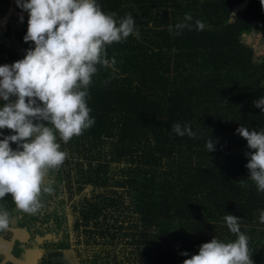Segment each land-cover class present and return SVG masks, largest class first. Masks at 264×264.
<instances>
[{
  "label": "trees",
  "instance_id": "1",
  "mask_svg": "<svg viewBox=\"0 0 264 264\" xmlns=\"http://www.w3.org/2000/svg\"><path fill=\"white\" fill-rule=\"evenodd\" d=\"M242 1L97 0L117 19L131 13L139 38L106 46L116 63L98 66L86 98L95 123L67 144L58 138L67 156L49 172L54 192L42 193L44 207L28 214L16 209L11 195L0 199V209L10 213L0 238L10 242L14 259L50 234L56 240L42 243L38 264H76L67 256L74 231L81 233L79 244L101 248L93 264H183L214 237L237 238L224 221L232 214L248 237L253 264H264V192L248 179L251 149L236 133L240 125L264 131V113L254 106L264 96V62L254 61L242 39L264 29V4L250 0L232 16ZM18 12L28 19L16 0H0V61L9 65L33 47L23 40L27 23ZM186 13L192 29L170 33L169 25L183 22ZM197 19L203 31L195 29ZM177 122L190 125L195 138L173 133ZM86 187L90 194L74 206L79 215L71 223L68 199ZM14 228L26 230L27 242L13 240Z\"/></svg>",
  "mask_w": 264,
  "mask_h": 264
},
{
  "label": "clouds",
  "instance_id": "2",
  "mask_svg": "<svg viewBox=\"0 0 264 264\" xmlns=\"http://www.w3.org/2000/svg\"><path fill=\"white\" fill-rule=\"evenodd\" d=\"M16 4L28 13L23 40L33 47L26 49L23 59L0 66V100L4 101L0 129L12 133L0 132V199L11 195L17 210L36 214L44 207L42 193L54 192L49 172L59 170L67 156L58 138L67 144L95 123L86 98L98 66L108 69L116 63L115 58L107 57L106 46L130 35L139 38V31L131 13L117 19L115 12L105 13L97 0H16ZM190 21L192 16L186 13L183 22L169 25L168 30L179 35L192 29ZM204 28L205 23L197 19L195 29ZM254 106L264 113V96L254 100ZM172 132L179 137L196 136L190 125L179 122L173 124ZM236 133L251 149L245 153L248 179L264 192V131L240 125ZM214 143L213 138L206 142L209 153L215 150ZM240 183L245 186L244 180ZM239 220L232 214L224 216L235 240L224 242L214 237L183 264H253ZM259 222L264 224V211ZM9 225L10 213L0 209V232Z\"/></svg>",
  "mask_w": 264,
  "mask_h": 264
},
{
  "label": "rangeland",
  "instance_id": "3",
  "mask_svg": "<svg viewBox=\"0 0 264 264\" xmlns=\"http://www.w3.org/2000/svg\"><path fill=\"white\" fill-rule=\"evenodd\" d=\"M19 16H21L22 14L20 12L17 13ZM23 20H27L25 19V16H23ZM243 41L247 42L250 40L248 33L244 34L242 36ZM247 39V40H245ZM260 41V38L256 37V42L258 43ZM6 64L5 61H0V66ZM90 194V187H86L82 193L79 192H74V194L72 195V197H70L68 199V210H69V217H70V221L71 223H73L74 219L76 217H78L79 213L76 211L78 209H76L74 206H78L82 201H84V196H88ZM16 230V229H14ZM12 231V236L14 237V233L13 230ZM28 234V233H27ZM52 240L55 241L56 238L50 236V234H45L44 237H36L34 240V249L32 250H27L22 259L17 260L16 264H38L39 260H40V256L42 255V243L46 240ZM82 236L80 233V236H77V233L73 231V233H71V243H72V248H70L69 250H67V256L72 257L75 261L76 264H93V256L94 254H97L101 251V248L99 246H87L85 244H79L78 240H81ZM28 240V237H27ZM27 242V241H25ZM3 243V242H2ZM6 244V252L8 251ZM4 249V248H3ZM129 248H127L128 250ZM3 254V253H2ZM0 254V255H2ZM2 258V259H1ZM0 258V263H6L7 261H13L15 263V259L12 257V259H10V257H6L5 255L1 256Z\"/></svg>",
  "mask_w": 264,
  "mask_h": 264
},
{
  "label": "built area",
  "instance_id": "4",
  "mask_svg": "<svg viewBox=\"0 0 264 264\" xmlns=\"http://www.w3.org/2000/svg\"><path fill=\"white\" fill-rule=\"evenodd\" d=\"M250 40L247 43L254 50V61L257 63L264 62V29L259 30L257 28H253L248 32ZM256 37L260 38V41L256 42ZM247 40V39H245Z\"/></svg>",
  "mask_w": 264,
  "mask_h": 264
},
{
  "label": "crops",
  "instance_id": "5",
  "mask_svg": "<svg viewBox=\"0 0 264 264\" xmlns=\"http://www.w3.org/2000/svg\"><path fill=\"white\" fill-rule=\"evenodd\" d=\"M13 232H15L14 233V237L12 236L13 240H19L21 242H25V241H27V237H29L27 232H26V230H24L22 228H16V230L13 229ZM6 244H8L7 245L8 251L7 252L5 250L6 249ZM0 254H2L3 256L5 255L6 257L8 256V257H10V259H12V256H11V253H10V242H6L2 238H0ZM2 255H0V258H1ZM14 261H15V264H16L17 259H15ZM3 264H5V263H3Z\"/></svg>",
  "mask_w": 264,
  "mask_h": 264
},
{
  "label": "water",
  "instance_id": "6",
  "mask_svg": "<svg viewBox=\"0 0 264 264\" xmlns=\"http://www.w3.org/2000/svg\"><path fill=\"white\" fill-rule=\"evenodd\" d=\"M249 3H250V0H243L240 4L238 5H235L233 8H232V11H231V15L234 16L236 15V13H238L239 11L247 8L249 6Z\"/></svg>",
  "mask_w": 264,
  "mask_h": 264
}]
</instances>
